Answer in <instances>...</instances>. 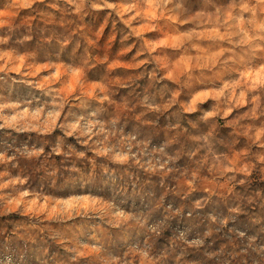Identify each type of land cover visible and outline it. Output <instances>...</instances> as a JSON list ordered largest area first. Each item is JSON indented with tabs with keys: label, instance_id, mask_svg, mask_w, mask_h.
Instances as JSON below:
<instances>
[{
	"label": "rangeland",
	"instance_id": "374dc122",
	"mask_svg": "<svg viewBox=\"0 0 264 264\" xmlns=\"http://www.w3.org/2000/svg\"><path fill=\"white\" fill-rule=\"evenodd\" d=\"M0 264H264V0H0Z\"/></svg>",
	"mask_w": 264,
	"mask_h": 264
}]
</instances>
